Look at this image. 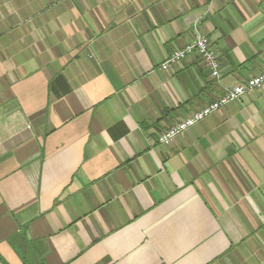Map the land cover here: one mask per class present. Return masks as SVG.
Listing matches in <instances>:
<instances>
[{"label":"crops","instance_id":"1","mask_svg":"<svg viewBox=\"0 0 264 264\" xmlns=\"http://www.w3.org/2000/svg\"><path fill=\"white\" fill-rule=\"evenodd\" d=\"M263 71L264 0H0V264H264V86L156 141Z\"/></svg>","mask_w":264,"mask_h":264},{"label":"built area","instance_id":"2","mask_svg":"<svg viewBox=\"0 0 264 264\" xmlns=\"http://www.w3.org/2000/svg\"><path fill=\"white\" fill-rule=\"evenodd\" d=\"M197 52L204 65L208 68L211 77L219 81L222 78L221 63L218 52L212 46L207 35H198L192 42L175 49L168 60L162 64L163 69H169L170 64L183 61L188 55ZM264 86V71L248 78L244 82L237 83L229 88L217 99L196 109L189 116L172 123L156 136V141L161 144H170L178 135L184 134L190 127L205 119L207 116L219 112L224 106L232 101L241 100L252 89Z\"/></svg>","mask_w":264,"mask_h":264}]
</instances>
